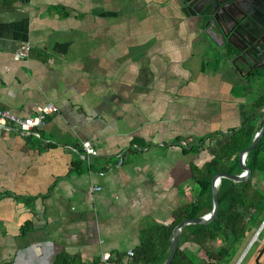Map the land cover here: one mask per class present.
I'll return each instance as SVG.
<instances>
[{
  "label": "crops",
  "instance_id": "crops-1",
  "mask_svg": "<svg viewBox=\"0 0 264 264\" xmlns=\"http://www.w3.org/2000/svg\"><path fill=\"white\" fill-rule=\"evenodd\" d=\"M175 4L0 0V108L19 118L56 108L37 138L0 131V196L10 193L0 198V264H51L59 253L127 263L142 229L194 201L192 173L209 156L186 147L262 109L260 84H246ZM83 142L97 153L88 162Z\"/></svg>",
  "mask_w": 264,
  "mask_h": 264
},
{
  "label": "trees",
  "instance_id": "trees-1",
  "mask_svg": "<svg viewBox=\"0 0 264 264\" xmlns=\"http://www.w3.org/2000/svg\"><path fill=\"white\" fill-rule=\"evenodd\" d=\"M256 75L261 76L260 74ZM259 90L261 96L257 107L263 108L264 81L259 85ZM256 129L248 128L243 124L239 128L231 129L223 134L220 132L207 134L197 142L191 143L188 148L186 147L189 152L197 154L207 150L208 145L214 144L202 167L193 170L192 179L198 187L194 201L188 206L176 210L168 225L151 223L148 228L142 229L139 233L138 245L131 251L132 255L127 259L126 264H161L166 259L172 228L183 219L202 216L210 212L209 182L211 176L219 172L233 175L240 173L236 155L239 150L249 145ZM244 164L250 169L249 178L242 182L220 179L216 189L219 202L216 219L206 225L192 224L182 228L178 248L169 264H198L199 262L201 264H221L232 253L231 245L243 240L250 232L264 211V187L253 183L254 178L264 183V132L256 146L246 154ZM6 196H10V193H4L0 198ZM33 199L34 197L25 200L27 207L33 202ZM203 209L205 213L200 215ZM29 227L30 222L26 221L19 228L18 236H24ZM185 243L201 250L204 260L199 259L187 249L181 248ZM214 244L217 246L214 247ZM123 256L124 254H116L114 256L115 263H120ZM51 264L84 263L79 256L59 253L53 257ZM89 264H98V258Z\"/></svg>",
  "mask_w": 264,
  "mask_h": 264
},
{
  "label": "water",
  "instance_id": "water-1",
  "mask_svg": "<svg viewBox=\"0 0 264 264\" xmlns=\"http://www.w3.org/2000/svg\"><path fill=\"white\" fill-rule=\"evenodd\" d=\"M176 8L185 17H193L195 23L204 29V34L221 52L224 60H229L230 65L243 79L251 70L260 69L264 63H257L264 53V0H174ZM208 30L210 34L206 31ZM221 39V44L215 42V38ZM242 64L247 71L242 73L236 63ZM247 84V83H246ZM259 129L254 133L249 145L238 151L236 160L240 169L237 175L226 172L215 173L211 176L209 187L211 196V209L209 213L194 218H186L176 224L169 237V251L166 259L161 264H169L178 248L180 231L192 224L206 225L213 222L218 214L219 202L217 197V185L220 179H228L234 182L246 181L250 176V169L245 166L244 158L258 143L264 132V109L258 124ZM264 224V219L252 235L246 250L253 240H256ZM245 250V251H246ZM264 251L260 249L254 263L258 264V258Z\"/></svg>",
  "mask_w": 264,
  "mask_h": 264
},
{
  "label": "built area",
  "instance_id": "built-area-1",
  "mask_svg": "<svg viewBox=\"0 0 264 264\" xmlns=\"http://www.w3.org/2000/svg\"><path fill=\"white\" fill-rule=\"evenodd\" d=\"M27 47L24 48V52L21 54V57L26 55ZM56 111V108L46 103L42 106H37L33 115L19 118L11 114L6 109L0 108V131L6 130L8 128L14 129L16 132L23 135H29L33 137H39L36 132L38 129L42 128L45 124V119L47 115ZM97 156V153L90 147L89 143H81V154L79 159L81 162H88L89 158ZM120 163V160L118 161ZM99 188H93V191H97ZM132 255L131 251H127L125 254L126 258H129ZM98 264H116L114 258H111L110 255L103 253L98 257ZM118 264H126L120 262Z\"/></svg>",
  "mask_w": 264,
  "mask_h": 264
},
{
  "label": "rangeland",
  "instance_id": "rangeland-1",
  "mask_svg": "<svg viewBox=\"0 0 264 264\" xmlns=\"http://www.w3.org/2000/svg\"><path fill=\"white\" fill-rule=\"evenodd\" d=\"M236 92L238 93L237 90H236ZM207 107L210 108V112H209V115H210V114L215 113L214 108H217V104H214V105L209 104ZM209 120H210V117L207 115L206 121H205V123H207V125L205 127V133L209 132V130H210V128H209L210 123H208ZM213 145L212 144L208 145L207 150H205L203 155L201 154L200 160H202V158L203 159L207 158V156L209 155L208 152L211 151V149L213 148ZM253 183L259 187H264V183H260L255 178L253 179ZM259 224L257 223L255 229L259 226ZM255 229L252 230L250 233H248V235L245 237V239L241 240L238 243L231 245V252L232 253L230 254L229 258L226 261H224L222 264H255L254 260H255L256 255L258 254V253L256 254V252L261 248L259 245V242L264 237V228L261 229L258 236L256 237V240L246 250V247H247L253 233L255 232ZM213 246L216 247L217 244H214ZM263 256H264V253H263ZM261 263H262V258H261V260H259L258 264H261Z\"/></svg>",
  "mask_w": 264,
  "mask_h": 264
},
{
  "label": "flooded vegetation",
  "instance_id": "flooded-vegetation-1",
  "mask_svg": "<svg viewBox=\"0 0 264 264\" xmlns=\"http://www.w3.org/2000/svg\"><path fill=\"white\" fill-rule=\"evenodd\" d=\"M260 4L262 6L264 5L263 2ZM262 19H263L262 21H263V25H264V17ZM202 31L204 33V29H202ZM206 31L208 32V34H210L208 30H206ZM262 31H264V30L262 29ZM262 63H264V53L262 54L261 58H259V61L257 63H253L252 66L262 64ZM246 71H247V68H245V70L242 71V73H245ZM256 74H260L261 76H257ZM262 76H264V66L261 67L260 69L251 70L247 75H245L243 77V79L245 82H247V84L249 86L250 85H256V83L259 85V84H261L262 81H264V77H262ZM258 89H259V86H258ZM262 111H263V108L261 110H258V111L251 113L249 116L246 117L247 119L245 118L244 124L247 125L248 128H252V129L257 128L256 129V131H257L259 129L258 124H259V121L261 118Z\"/></svg>",
  "mask_w": 264,
  "mask_h": 264
},
{
  "label": "bare ground",
  "instance_id": "bare-ground-1",
  "mask_svg": "<svg viewBox=\"0 0 264 264\" xmlns=\"http://www.w3.org/2000/svg\"><path fill=\"white\" fill-rule=\"evenodd\" d=\"M253 242H254V240L252 241V243H253ZM252 243H251V244H252ZM251 244H250V245H251Z\"/></svg>",
  "mask_w": 264,
  "mask_h": 264
}]
</instances>
